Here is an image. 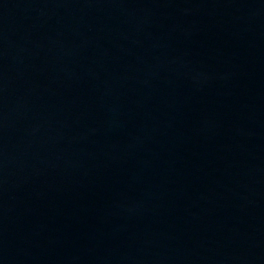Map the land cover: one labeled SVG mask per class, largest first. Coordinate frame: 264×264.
I'll use <instances>...</instances> for the list:
<instances>
[{
  "label": "water",
  "instance_id": "water-1",
  "mask_svg": "<svg viewBox=\"0 0 264 264\" xmlns=\"http://www.w3.org/2000/svg\"><path fill=\"white\" fill-rule=\"evenodd\" d=\"M0 264H264V0H0Z\"/></svg>",
  "mask_w": 264,
  "mask_h": 264
}]
</instances>
